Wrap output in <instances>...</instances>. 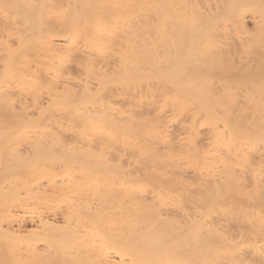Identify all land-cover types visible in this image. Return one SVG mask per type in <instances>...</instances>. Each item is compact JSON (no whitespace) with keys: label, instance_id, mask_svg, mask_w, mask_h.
I'll use <instances>...</instances> for the list:
<instances>
[{"label":"bare ground","instance_id":"bare-ground-1","mask_svg":"<svg viewBox=\"0 0 264 264\" xmlns=\"http://www.w3.org/2000/svg\"><path fill=\"white\" fill-rule=\"evenodd\" d=\"M0 264H264V0H0Z\"/></svg>","mask_w":264,"mask_h":264},{"label":"rangeland","instance_id":"rangeland-1","mask_svg":"<svg viewBox=\"0 0 264 264\" xmlns=\"http://www.w3.org/2000/svg\"><path fill=\"white\" fill-rule=\"evenodd\" d=\"M62 212H63V211H60L59 213L56 212V215H58V214H60V213H62ZM61 215H62V214H61ZM61 215H59L60 217L57 216V217H58L57 219H61V217H62Z\"/></svg>","mask_w":264,"mask_h":264}]
</instances>
